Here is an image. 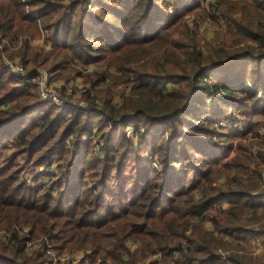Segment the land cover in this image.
I'll list each match as a JSON object with an SVG mask.
<instances>
[{"label": "trees", "instance_id": "trees-1", "mask_svg": "<svg viewBox=\"0 0 264 264\" xmlns=\"http://www.w3.org/2000/svg\"><path fill=\"white\" fill-rule=\"evenodd\" d=\"M53 1L0 0V43L20 41L5 58L82 78L93 113L37 98L0 52V264H46L42 240L25 245L44 238L81 264H264V0ZM230 108L244 129L217 126ZM127 125L158 168L139 165ZM92 130L100 153L78 151Z\"/></svg>", "mask_w": 264, "mask_h": 264}, {"label": "rangeland", "instance_id": "rangeland-1", "mask_svg": "<svg viewBox=\"0 0 264 264\" xmlns=\"http://www.w3.org/2000/svg\"><path fill=\"white\" fill-rule=\"evenodd\" d=\"M74 1L75 0H59L58 2H64L65 4H71ZM78 1L85 3L86 7L89 8V9H92L97 4V0H78ZM102 1L103 2H108L110 0H102ZM53 2H56V0L53 1ZM166 2H173V1L172 0H166ZM185 2H196V0H185ZM83 7H85L84 4H83ZM74 19L75 18L70 17L68 19V21H71V20H74ZM201 31L204 33V35L208 39V38H210L213 35L214 27L210 24V21L205 20V21H203V26L201 27ZM49 41H50L49 34L46 33L43 30H39V33L34 36V38L32 40V44L41 45V46L43 45L45 48H48ZM3 44H4V41H2V43H0V52L3 51V53L1 55H2V60H3L4 64H5L4 67L7 68L9 70V72L13 76H15L12 73V70L8 66L12 65L13 67H15V65H13V64H17L18 63L17 61H19V60L16 59V58L7 59L8 57L5 58V56H6L7 52H10V53L11 52H15L16 49L18 48V46L20 45V41H17L15 43H6L5 44L6 50H4ZM94 68H95V66L91 65L89 63H87V64H79V66H78V69L80 71H82L83 74L92 71ZM45 74H46V77H47V80H48L47 88L50 89V90H53L54 92H56L57 95L64 101V105H61L60 107H65V108H70L71 107V108H74V109H78V111H79V103L80 102L88 103V101L86 99H84V95L86 93L84 91H87L89 89V84L88 83H84L82 78H76L74 80L73 79L70 80L69 82H64V80L60 79V77H57V78L56 77H50V75L47 72H45ZM212 75L214 76V78H217L218 76H220V73L219 72H215ZM15 77L18 78L17 76H15ZM19 80H21V79H19ZM107 84H109V82L106 83V85ZM248 85H250V84H248ZM102 86H105V84L104 85L101 84V85H99L96 88H101L102 89ZM113 90H114L115 93L117 92L116 95H114V97H113V100L116 101L119 88L118 87L117 88H113ZM35 91H36L37 98L42 99L39 96V88H38V90L36 88ZM91 92L93 93V91H91ZM91 96H92V94H91ZM209 104H210V100L207 98V105H209ZM211 106L207 110L209 112V114L205 116V119L208 120L209 123H212V117L210 115ZM218 106L219 105H214V109H217ZM88 107L84 106V108H87V109H88ZM89 108H91V107H89ZM87 109H86V112H87ZM88 110H90V109H88ZM90 111H92V110H90ZM228 112H229V115H231L235 119L234 120H229L228 122L221 121L219 123H216L217 126L221 125V131L229 133V132H232L234 130H242V129H244V127L247 124V120L242 116V113H240L242 111H236L233 108H230ZM92 113H93V111H92ZM140 131H141V129L139 130V132ZM118 132L121 133L120 130ZM123 132H124V137L126 139H130L132 141L133 145H134V148L136 150H139V152H140L139 165L141 167H146V166L154 167L155 166V167L158 168V163H157L155 157H153V153L150 152V151L145 150L143 147H142V150L139 149L138 145H139V141H140V139H139V135L140 134L137 132L136 127H134L132 125H127ZM95 134H96L95 130H92L91 132H88V133L84 134L83 137L81 138L80 142H79L77 150L78 151L82 150L85 147L86 142L88 140H92L93 152H94V154H99L100 153L99 152L100 144L97 142ZM133 152L134 151L132 150V153ZM182 166H183V162L182 163H180V162L176 163L174 165L175 169L174 170L171 169V171H170L171 173L170 174L173 175V176H176V177L180 176L183 173ZM42 169L43 168L36 169V170L39 171V170H42ZM49 169L53 170L54 169V164H52L49 167ZM33 172H34L33 169L32 170H28L27 172H25L24 175L23 174L22 175L26 179V178L32 176ZM45 173H47V171ZM41 180L46 182L47 178L42 177ZM257 240L258 239L254 238V245L253 246L256 247V248H260V251H261L262 248H264V245L259 243ZM256 253H258V252H256ZM65 256H66V254L64 255V257Z\"/></svg>", "mask_w": 264, "mask_h": 264}, {"label": "built area", "instance_id": "built-area-1", "mask_svg": "<svg viewBox=\"0 0 264 264\" xmlns=\"http://www.w3.org/2000/svg\"><path fill=\"white\" fill-rule=\"evenodd\" d=\"M17 64L15 67L12 65L8 66L11 70L12 73L17 76L19 79H28L31 82H34L36 84V88L38 90L39 88V96L42 99L49 100L52 104L56 106H61L64 105V101L57 95L56 92L53 90H50L47 88V77L45 74V71L40 69L37 72H29L24 69L22 63L20 61H17ZM85 92V91H84ZM84 106L88 107V103L80 102L79 103V111H86L87 108H84ZM88 109H90L88 107ZM87 109V113H92V111ZM264 148V146L262 147ZM23 232H27V230L23 229ZM41 240L43 241V252L46 255V264H81L85 259L83 256L79 253H74L70 255L64 256H59L55 253V251L52 248V240L49 239H39L38 241H29L27 240L25 245L27 248H37L39 244H41ZM255 252H259L260 248H254L253 249ZM220 259H225L226 254L225 252H222L221 250L218 251ZM83 258V259H82Z\"/></svg>", "mask_w": 264, "mask_h": 264}]
</instances>
